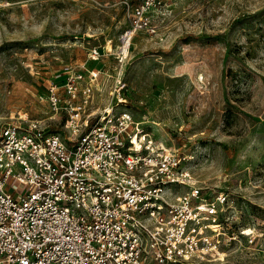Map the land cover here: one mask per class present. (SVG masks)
Instances as JSON below:
<instances>
[{
	"label": "rangeland",
	"instance_id": "obj_1",
	"mask_svg": "<svg viewBox=\"0 0 264 264\" xmlns=\"http://www.w3.org/2000/svg\"><path fill=\"white\" fill-rule=\"evenodd\" d=\"M126 1L141 0H0V123L28 114L67 138L39 96L67 66L101 68L95 117L121 79L115 109L188 156L206 193L229 195L232 230L256 229L197 264H264V0H170L124 51Z\"/></svg>",
	"mask_w": 264,
	"mask_h": 264
},
{
	"label": "built area",
	"instance_id": "obj_2",
	"mask_svg": "<svg viewBox=\"0 0 264 264\" xmlns=\"http://www.w3.org/2000/svg\"><path fill=\"white\" fill-rule=\"evenodd\" d=\"M168 2L126 1L124 45L156 32L153 10ZM101 73L67 66L39 96L64 114L67 138L28 114L0 123V264H197L241 237L254 243L253 226L229 225L226 192L206 193L188 156L115 109L126 101L121 79L95 117Z\"/></svg>",
	"mask_w": 264,
	"mask_h": 264
},
{
	"label": "bare ground",
	"instance_id": "obj_3",
	"mask_svg": "<svg viewBox=\"0 0 264 264\" xmlns=\"http://www.w3.org/2000/svg\"><path fill=\"white\" fill-rule=\"evenodd\" d=\"M128 45H129V43L124 45V51H126V47H128ZM108 46L110 47V49H112V45L109 44Z\"/></svg>",
	"mask_w": 264,
	"mask_h": 264
}]
</instances>
